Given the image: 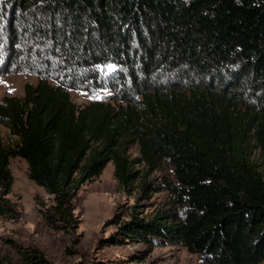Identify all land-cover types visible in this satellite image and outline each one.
I'll use <instances>...</instances> for the list:
<instances>
[{
	"label": "trees",
	"instance_id": "trees-1",
	"mask_svg": "<svg viewBox=\"0 0 264 264\" xmlns=\"http://www.w3.org/2000/svg\"><path fill=\"white\" fill-rule=\"evenodd\" d=\"M0 52L5 71L38 78L0 99L15 136L6 145L0 130V216L15 213L11 157L53 197L38 211L64 232L81 186L111 162L122 190L140 201L164 189L179 209L134 205L123 239L179 244L204 264L264 261V0H0ZM90 88L114 94L77 106L69 90ZM163 162L175 182L153 186L143 177ZM0 264L55 263L33 246Z\"/></svg>",
	"mask_w": 264,
	"mask_h": 264
},
{
	"label": "rangeland",
	"instance_id": "rangeland-1",
	"mask_svg": "<svg viewBox=\"0 0 264 264\" xmlns=\"http://www.w3.org/2000/svg\"><path fill=\"white\" fill-rule=\"evenodd\" d=\"M2 55L0 52V99L4 96L22 97L24 84H36L38 78L27 69L15 71V66L5 71L6 54ZM24 67L22 62L21 68ZM51 83L56 84L52 80ZM69 93L72 101L80 107L92 101H110L114 94L106 88L71 89ZM0 130L4 144H12L15 136L3 125ZM129 153L131 157L138 156L137 147L133 146ZM255 158L264 174V159L259 154ZM9 166L13 180L7 197L15 213L14 216H0V259L17 263L22 252L34 246L55 264H204L179 244L161 245L157 240L131 242L122 238L117 222L128 220L136 204L141 216L146 217L162 210L179 212L172 206L167 190L152 192L148 199L139 201L138 189L129 194L118 186L113 165L109 162L98 177L81 186L74 199L76 227L64 232L52 229L43 221L38 211L40 205H50L53 197L29 179L25 160L11 157ZM144 169L141 168L142 177ZM143 178L153 186L175 182L173 167L167 162L148 170Z\"/></svg>",
	"mask_w": 264,
	"mask_h": 264
},
{
	"label": "snow or ice",
	"instance_id": "snow-or-ice-1",
	"mask_svg": "<svg viewBox=\"0 0 264 264\" xmlns=\"http://www.w3.org/2000/svg\"><path fill=\"white\" fill-rule=\"evenodd\" d=\"M109 70H111V66H109Z\"/></svg>",
	"mask_w": 264,
	"mask_h": 264
}]
</instances>
